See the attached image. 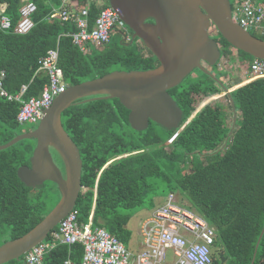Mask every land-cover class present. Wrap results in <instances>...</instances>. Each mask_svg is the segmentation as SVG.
I'll list each match as a JSON object with an SVG mask.
<instances>
[{
	"label": "trees",
	"instance_id": "obj_1",
	"mask_svg": "<svg viewBox=\"0 0 264 264\" xmlns=\"http://www.w3.org/2000/svg\"><path fill=\"white\" fill-rule=\"evenodd\" d=\"M25 1H33L37 6L34 27L25 34L0 30L4 88L17 94L22 84H28L23 100L40 95L48 76L37 72L38 60L57 45V66L67 86L113 70H146L158 65L140 40L130 41L129 28L127 40L117 32L108 43L89 44L88 52H82L68 35L77 31L72 19H47L63 0ZM25 1L0 0L6 7L0 10L16 22ZM69 3L75 8L87 6L90 20L108 6L107 0L101 6L90 0ZM231 6L234 10L237 5ZM250 32L264 39V35ZM217 40L226 55L230 44L219 34ZM237 51L238 58L247 64L244 71L248 77L254 57ZM202 76L195 75L192 82L182 81L168 90L182 110V124L190 119L180 130L166 129L154 121L145 130L132 129L129 111L117 98H80L63 111V127L79 148L82 159V190L75 205L78 221L87 222L93 210V225L105 228L130 250L131 209L143 202L146 192L153 193L148 202L151 209L156 205L154 198L178 192L186 202L177 203L202 215L215 230L210 252L212 264H264V77L234 88L231 98L224 94L226 109H203L192 116L204 97L223 91L218 81L204 73ZM230 99L236 112L234 126ZM20 107L18 101L0 98V144L18 134L17 129L22 126L16 120ZM25 140L0 150V245L28 232L53 206L44 192L46 184L54 188V183L46 181L31 187L17 175L20 166L30 164L35 147V140ZM53 158L60 163L57 155ZM157 181L163 182L167 193L156 190L160 187ZM82 256V244H62L46 253L42 264H62L67 258L80 264ZM3 264L27 263L23 255Z\"/></svg>",
	"mask_w": 264,
	"mask_h": 264
},
{
	"label": "water",
	"instance_id": "obj_2",
	"mask_svg": "<svg viewBox=\"0 0 264 264\" xmlns=\"http://www.w3.org/2000/svg\"><path fill=\"white\" fill-rule=\"evenodd\" d=\"M107 1L132 31L131 42L142 41L158 65L146 70H113L67 86L45 109L35 129L0 144V150H4L25 139L35 140L30 164L20 166L17 175L31 187L52 182L60 194L57 204L32 229L0 245V264L19 259L44 241L76 205L82 190V159L79 148L62 124L63 111L76 100L94 96L117 98L129 111L128 122L132 129L145 130L150 121H154L166 129L179 130L183 126L182 110L168 90L179 85L192 71L199 69L218 81L231 98V90L206 68L216 65L221 57L217 41L208 32L211 24L231 47L264 59V39L233 20L230 0ZM230 100L234 126L236 112Z\"/></svg>",
	"mask_w": 264,
	"mask_h": 264
},
{
	"label": "built area",
	"instance_id": "obj_3",
	"mask_svg": "<svg viewBox=\"0 0 264 264\" xmlns=\"http://www.w3.org/2000/svg\"><path fill=\"white\" fill-rule=\"evenodd\" d=\"M36 9L33 1H25L19 8L16 22L4 10H0V30L17 34L29 32L35 25L33 14ZM56 17L61 22L71 19L74 21L77 31L68 35L82 52L87 51L89 44L97 46L108 43L114 32L123 34L126 40L129 36L125 22L109 7L101 9L90 20L87 6L75 8L69 1H63L59 8L50 12L47 19ZM232 18L245 29H255L264 21V6L255 0H242L232 11ZM58 57L57 45L39 58L37 72L43 71L48 76V81L39 96L27 100L22 98L28 84H22L17 94H11L4 88L5 75L0 72V98L21 103L16 115L20 125L40 121L53 99L67 88L61 80ZM259 77H264V59L254 58L247 78L251 80ZM92 214L93 210L89 220L81 224L78 221V210L74 206L44 241L25 254V262L42 264L44 255L56 246L80 243L83 246L80 264H212L210 252L214 228L202 215L178 204L174 193H169L141 224L143 249L137 253L131 252L105 228L93 225ZM168 251L172 253L171 261L167 258ZM62 264L73 262L67 258Z\"/></svg>",
	"mask_w": 264,
	"mask_h": 264
},
{
	"label": "rangeland",
	"instance_id": "obj_4",
	"mask_svg": "<svg viewBox=\"0 0 264 264\" xmlns=\"http://www.w3.org/2000/svg\"><path fill=\"white\" fill-rule=\"evenodd\" d=\"M63 1L68 2L69 0H63ZM91 1H94L97 6L98 5L101 6V5L105 4V2H106V0H90V2ZM230 2H231V4L235 5L234 0H230ZM246 30H249V29H246ZM251 31H253V30H251ZM253 32H255V31H253ZM114 33H117V32H114ZM215 34H216V30L214 29L211 32V35H215ZM257 35H261V34L259 32H257ZM119 37H120V35H119ZM93 46H96V45H93ZM230 53L231 54L229 56L220 57L221 59L219 60V62L216 65L214 64L212 66H207V69L209 72H211V74L214 77H217V78H219L220 81L224 82L225 86H228L230 84H234L233 86L229 87V89H232L233 87H236L239 84L250 81V78H247V80L243 81L247 77V75L245 74V71H244L245 65H247V64H245V61L239 60L238 58L235 57L237 52H236V50L233 49V47L230 48ZM197 70L194 73H192L193 72L192 71L191 74L187 75L183 79L182 83L187 84L189 82H192L195 79V75L204 77V76H202V73H204V72L199 70V69H197ZM238 81H242V82L235 84ZM226 92H228V90H223L220 93L215 94L214 96L204 97V99L198 103V106L196 107V110L192 116H194L196 114V112H198L200 110L202 111L203 109L211 110V111L216 110L218 108L226 109V106H225L226 99L224 97V94ZM227 120L228 121L231 120L230 111L227 112ZM189 121H190V119L186 120L184 122L183 126L185 124H187ZM38 125H39V121L37 123H27V124H24L20 127L22 129L18 128L17 130H19L20 132L19 131H17V132H18V134H20L24 131L33 130ZM24 141H26V140H24ZM28 142H31V141H28ZM157 182L159 183L160 187H157L156 190L160 191L162 189L161 190L162 193H167V190L164 188L163 182L162 181H157ZM44 193H48L47 195L45 194L46 195L45 197H46V200L50 199V206L53 205L52 206V208H53L60 199L58 188L56 186L54 188L53 187L51 188L46 184ZM175 194H174V196H175L176 200H178L179 202H182V204H184L186 202L180 193L177 192ZM152 195H153V193L150 195L149 192H146V194L143 197V202L140 203L138 207L131 209V211H130L131 218L128 222V227L134 232V239L135 240L141 239V237L139 236V233H138V229H139V225L141 223H143V221L145 219L144 216L145 215L148 216L150 213L151 208H149L150 204L148 202H149V200L152 199ZM164 195L165 194H161V196H160L163 198H159V197L154 198V201L156 202L157 205L161 204L164 201V199L167 197V196L164 197ZM132 252H133V250H132ZM167 258H168V261H171L173 259L171 251H168Z\"/></svg>",
	"mask_w": 264,
	"mask_h": 264
},
{
	"label": "crops",
	"instance_id": "obj_5",
	"mask_svg": "<svg viewBox=\"0 0 264 264\" xmlns=\"http://www.w3.org/2000/svg\"><path fill=\"white\" fill-rule=\"evenodd\" d=\"M23 1H25V0H23ZM235 1V5L234 6H236L237 4H239V2L240 1H238V0H234ZM258 4H260V5H262V6H264V1H262V0H255ZM5 5H2L1 3H0V9H4L5 10ZM251 30H253V31H255V32H259L261 35H264V21L257 27V28H255V29H251ZM245 80H247V79H244L243 81H245ZM245 83V82H244ZM158 205H160V204H158ZM157 204L155 205V207H153L151 210H150V213H149V215L148 216H144V218L145 219H147V218H149V216H150V214L153 212V210H154V208H156L157 206H158ZM144 219V220H145ZM142 224V223H141ZM141 224L139 225V229H138V233H139V236L141 237V234H140V227H141ZM60 245H62V244H60ZM141 247H142V237H141V239H138V240H135L134 239V232L132 233V243H131V247H130V250H131V252H132V250H133V253H137V252H139L140 251V249H141Z\"/></svg>",
	"mask_w": 264,
	"mask_h": 264
},
{
	"label": "flooded vegetation",
	"instance_id": "obj_6",
	"mask_svg": "<svg viewBox=\"0 0 264 264\" xmlns=\"http://www.w3.org/2000/svg\"><path fill=\"white\" fill-rule=\"evenodd\" d=\"M152 21V20H151ZM235 21V20H234ZM235 22H237V21H235ZM239 24V23H238ZM214 30V28H213V24H211V26H210V28L208 29V32H209V34H210V36L212 37V38H214L216 41H217V43H218V45H219V49H220V51H221V57L222 56H229L231 53H230V48H231V46L229 47V49H228V53H226V55L225 54H223L222 52V47H221V44L218 42V34H217V32H216V34L215 35H211V32ZM132 40V38H130V41ZM139 40V39H138ZM138 42V41H137ZM139 43V42H138ZM140 44V43H139ZM141 44H143V42L141 41ZM234 50H236V55H235V57L236 58H238V56H239V52L237 51V49L236 48H233ZM221 59V58H220ZM219 59V60H220ZM239 60H241L240 58H238ZM219 60H218V62H219ZM206 65V64H205ZM204 65V66H205ZM206 68H207V66H206ZM197 70V69H196ZM196 70H194L192 73H194ZM58 165V167H60V169L62 170V173H63V169H62V167L59 165V164H57ZM56 186V185H55Z\"/></svg>",
	"mask_w": 264,
	"mask_h": 264
},
{
	"label": "clouds",
	"instance_id": "obj_7",
	"mask_svg": "<svg viewBox=\"0 0 264 264\" xmlns=\"http://www.w3.org/2000/svg\"><path fill=\"white\" fill-rule=\"evenodd\" d=\"M107 7H109V8H111L110 7V5L108 4V6H106L105 8H107ZM232 11H233V9H232ZM126 25V24H125ZM126 27H127V25H126ZM128 28V27H127ZM132 35V34H131ZM130 38H131V36H130ZM86 52H88V50L86 51ZM218 63V62H217ZM246 83V82H245ZM242 84H244V83H242ZM239 85H241V84H239ZM237 87V86H236ZM236 87H233L232 89H229V87H226V88H228L229 90H233L234 88H236ZM224 90V89H223ZM226 94V93H225ZM227 95V94H226ZM214 96V95H213ZM212 259V258H211Z\"/></svg>",
	"mask_w": 264,
	"mask_h": 264
},
{
	"label": "bare ground",
	"instance_id": "obj_8",
	"mask_svg": "<svg viewBox=\"0 0 264 264\" xmlns=\"http://www.w3.org/2000/svg\"><path fill=\"white\" fill-rule=\"evenodd\" d=\"M124 40V39H123Z\"/></svg>",
	"mask_w": 264,
	"mask_h": 264
}]
</instances>
